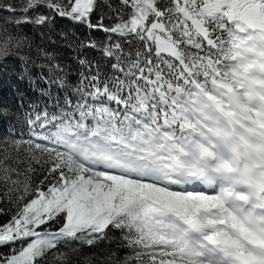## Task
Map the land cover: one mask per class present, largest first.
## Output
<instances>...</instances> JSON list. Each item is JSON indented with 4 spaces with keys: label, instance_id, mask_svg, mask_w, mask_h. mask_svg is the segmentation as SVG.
Wrapping results in <instances>:
<instances>
[{
    "label": "snow or ice",
    "instance_id": "6c2138e0",
    "mask_svg": "<svg viewBox=\"0 0 264 264\" xmlns=\"http://www.w3.org/2000/svg\"><path fill=\"white\" fill-rule=\"evenodd\" d=\"M0 264H264V0H0Z\"/></svg>",
    "mask_w": 264,
    "mask_h": 264
}]
</instances>
